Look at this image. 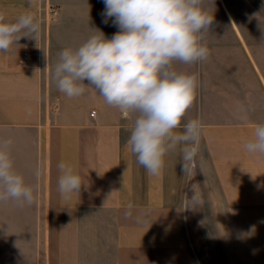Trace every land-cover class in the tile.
Instances as JSON below:
<instances>
[{"label": "crops", "instance_id": "0c3cea01", "mask_svg": "<svg viewBox=\"0 0 264 264\" xmlns=\"http://www.w3.org/2000/svg\"><path fill=\"white\" fill-rule=\"evenodd\" d=\"M205 6L210 56L175 64L199 73L182 123L202 120V161L185 174L177 150L153 176L131 153V115L92 88L70 99L53 79L62 49L119 31L114 17L103 22L104 0H0L8 19L41 22L35 39L0 53V140H13L15 168L35 189L31 206L0 201V264H201L213 237L214 264H264V156L244 147L264 123V0ZM61 162L81 175L79 195L59 192Z\"/></svg>", "mask_w": 264, "mask_h": 264}, {"label": "clouds", "instance_id": "9594fccd", "mask_svg": "<svg viewBox=\"0 0 264 264\" xmlns=\"http://www.w3.org/2000/svg\"><path fill=\"white\" fill-rule=\"evenodd\" d=\"M104 4L103 22L114 17L119 31L108 39L93 30L97 34L79 47L62 49L53 73L57 89L70 99L95 89L107 105L131 115L128 144L149 175H160L165 157L177 150L184 173L194 172L202 161L204 125L200 118L182 120L196 98L200 77L176 70L175 64L191 65L210 56L204 41L213 15L205 0H104ZM40 29L32 12L10 20L0 10V53L7 54L23 37L35 39ZM12 145L11 138L0 140V201L31 206L35 189L16 170ZM244 147L264 156V123L256 125ZM58 168L61 195H79L84 185L81 175L64 162ZM195 199L196 194L191 200L185 196L184 208Z\"/></svg>", "mask_w": 264, "mask_h": 264}, {"label": "rangeland", "instance_id": "374dc122", "mask_svg": "<svg viewBox=\"0 0 264 264\" xmlns=\"http://www.w3.org/2000/svg\"><path fill=\"white\" fill-rule=\"evenodd\" d=\"M209 244L211 245L210 250L207 249L206 243H203L202 248L198 251L199 261L201 264H214L215 259L212 258V256L215 255V253H216L214 237L212 240L210 239Z\"/></svg>", "mask_w": 264, "mask_h": 264}, {"label": "built area", "instance_id": "2783aa9c", "mask_svg": "<svg viewBox=\"0 0 264 264\" xmlns=\"http://www.w3.org/2000/svg\"><path fill=\"white\" fill-rule=\"evenodd\" d=\"M30 55H31L30 50H25V51L23 52L21 58H20L19 61H18L19 65L22 66V67H26Z\"/></svg>", "mask_w": 264, "mask_h": 264}]
</instances>
